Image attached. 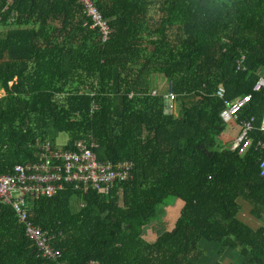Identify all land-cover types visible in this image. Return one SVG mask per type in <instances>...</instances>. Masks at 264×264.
<instances>
[{
  "label": "trees",
  "instance_id": "1",
  "mask_svg": "<svg viewBox=\"0 0 264 264\" xmlns=\"http://www.w3.org/2000/svg\"><path fill=\"white\" fill-rule=\"evenodd\" d=\"M94 3L106 41L79 0H0V174L66 134L65 149L82 141L98 161L131 162L130 178L106 194L66 186L27 198L28 222L51 237L58 261L41 255L0 200V264H198L204 245L217 247L213 264H264V89L252 93L264 78V0ZM156 77L174 95L171 111L166 91L151 88ZM247 95L234 124L253 118L251 143L238 155L217 144L220 113ZM166 199L176 218L149 241L144 228Z\"/></svg>",
  "mask_w": 264,
  "mask_h": 264
},
{
  "label": "built area",
  "instance_id": "2",
  "mask_svg": "<svg viewBox=\"0 0 264 264\" xmlns=\"http://www.w3.org/2000/svg\"><path fill=\"white\" fill-rule=\"evenodd\" d=\"M12 0H8L10 3ZM95 0H79L83 13L92 22L93 28H98L101 40L106 41L109 27L97 9ZM236 69H243L237 62ZM264 89V78L259 77L253 86L252 93ZM156 96V92H152ZM218 99L223 100L224 89L219 87L216 93ZM250 95L244 96L234 102L224 101V109L220 119L224 124L235 123L237 114L249 101ZM166 111L172 110L174 95L170 87L162 95ZM254 120L238 124V135L231 144V150H237L238 155L250 146L248 133ZM260 131L264 132V111L260 118ZM256 146L263 152L258 163L259 177H264V141H257ZM93 145L79 141L72 148H56L49 141L40 142L34 146L37 161L25 165H16L11 173L0 174V200L10 204L15 209L18 219L25 224L26 236L34 242L41 255L52 261H58L60 251L53 249L49 244L51 237L39 227L28 222L27 198L52 197L58 191L69 186L75 191H96L106 194L116 183L126 182L130 178L132 163L129 161L113 163L98 161L92 152ZM88 264H93L89 262Z\"/></svg>",
  "mask_w": 264,
  "mask_h": 264
},
{
  "label": "rangeland",
  "instance_id": "3",
  "mask_svg": "<svg viewBox=\"0 0 264 264\" xmlns=\"http://www.w3.org/2000/svg\"><path fill=\"white\" fill-rule=\"evenodd\" d=\"M151 88L157 90L159 93L160 91L165 92L166 91V83L164 80H162L159 77H156L151 82ZM35 92V91H34ZM161 94V93H159ZM33 95V92L32 94ZM23 101H28L29 97L21 98ZM233 123L225 124V130L224 132L217 138V144L218 146H225L229 147L231 144V140L235 139L237 134L233 130ZM53 145L56 148H62L65 147L69 141V137L66 134H55L51 137ZM227 140V141H226ZM176 201H173L171 199H166L165 203L167 204V207L162 208L160 213V219L156 220L152 223H150L147 227L144 228L145 232V238H147L149 241L154 240L158 235L163 233L166 230H169L173 221L176 218L177 213V203ZM240 204V212L238 213V217L246 224L253 226L255 223L253 219L248 215V207L245 204ZM160 208V207H159ZM204 245V244H203ZM204 247L207 249L208 254L203 260H201L198 264H213V262L216 260L215 254L217 247L212 245H204ZM221 259V258H219Z\"/></svg>",
  "mask_w": 264,
  "mask_h": 264
},
{
  "label": "crops",
  "instance_id": "4",
  "mask_svg": "<svg viewBox=\"0 0 264 264\" xmlns=\"http://www.w3.org/2000/svg\"><path fill=\"white\" fill-rule=\"evenodd\" d=\"M234 124V123H233ZM233 130H234V132H236V134L238 135V127L236 126V124H234L233 125ZM227 141V140H226ZM233 141H234V139L233 140H231V144L233 143ZM231 144H230V146L228 147V148H230L231 147ZM227 146V145H226Z\"/></svg>",
  "mask_w": 264,
  "mask_h": 264
}]
</instances>
